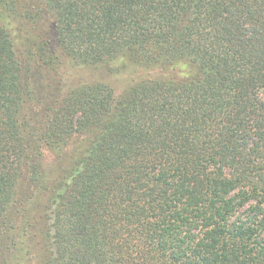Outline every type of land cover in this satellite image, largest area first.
I'll return each mask as SVG.
<instances>
[{"label": "trees", "instance_id": "16d2710c", "mask_svg": "<svg viewBox=\"0 0 264 264\" xmlns=\"http://www.w3.org/2000/svg\"><path fill=\"white\" fill-rule=\"evenodd\" d=\"M0 264H264V0H0Z\"/></svg>", "mask_w": 264, "mask_h": 264}, {"label": "rangeland", "instance_id": "374dc122", "mask_svg": "<svg viewBox=\"0 0 264 264\" xmlns=\"http://www.w3.org/2000/svg\"><path fill=\"white\" fill-rule=\"evenodd\" d=\"M83 75H84V73H81L80 75H77L76 77L86 79V77L85 76L83 77ZM113 81H115V80H113ZM46 154H49L47 156H49L50 158H53V157H51L52 156L51 153H46Z\"/></svg>", "mask_w": 264, "mask_h": 264}]
</instances>
